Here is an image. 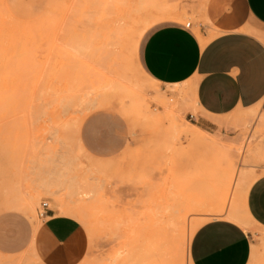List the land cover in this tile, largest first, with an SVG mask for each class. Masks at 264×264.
I'll list each match as a JSON object with an SVG mask.
<instances>
[{"label": "rangeland", "instance_id": "374dc122", "mask_svg": "<svg viewBox=\"0 0 264 264\" xmlns=\"http://www.w3.org/2000/svg\"><path fill=\"white\" fill-rule=\"evenodd\" d=\"M240 2L0 0V215L18 212L38 222L44 202L59 213L58 202L74 205L90 221L78 219L89 243L81 264H192L195 227L227 219L234 206L248 224V264H264V227L244 218L243 201L235 191L238 170L248 177L264 175V101L249 124L244 116L250 108L203 123L192 85L155 82L138 64L143 66L142 47L154 28L190 22L207 41L221 32L215 23ZM172 10L176 20L153 25L168 20ZM142 22L153 26L139 37ZM249 27L264 41V27ZM108 95L122 96L127 114L105 104ZM99 113L118 117L119 128L106 120L102 125L126 138L120 151L105 157L90 153L80 140L84 123ZM179 123L217 137L221 146L193 150ZM225 151L236 170L229 168ZM63 174L89 179L95 191L77 198L62 186H53L52 194L40 191V184L55 185ZM233 180L234 201L231 196L219 211L213 193L221 184L233 186ZM11 190L25 198L40 191L36 219L26 211H4ZM195 200L198 204L188 206ZM178 208L190 210L187 225L177 224L160 241V223Z\"/></svg>", "mask_w": 264, "mask_h": 264}, {"label": "crops", "instance_id": "0c3cea01", "mask_svg": "<svg viewBox=\"0 0 264 264\" xmlns=\"http://www.w3.org/2000/svg\"><path fill=\"white\" fill-rule=\"evenodd\" d=\"M240 5L215 23L221 32L205 45L199 34L182 24L167 23L154 28L142 47L143 66L137 61L144 74L155 82L192 85L203 123L264 101V41L249 27H264V0H241ZM166 21L174 20L153 25ZM203 37L207 38L206 33ZM105 120L120 127L118 117L99 113L87 119L81 131V143L100 157L117 153L126 141L124 132L106 130L102 125ZM261 188L264 175L249 186L245 207L254 224L264 227ZM209 224L217 227L206 233V239L197 241V235ZM88 247L81 222L55 208L49 207L43 217L39 215L38 222L18 212L0 215V264H81ZM251 252L249 233L224 218L202 224L191 242L192 264H248Z\"/></svg>", "mask_w": 264, "mask_h": 264}, {"label": "bare ground", "instance_id": "6f19581e", "mask_svg": "<svg viewBox=\"0 0 264 264\" xmlns=\"http://www.w3.org/2000/svg\"><path fill=\"white\" fill-rule=\"evenodd\" d=\"M4 7V6H3ZM5 9V8H4ZM3 13H4V10H3ZM178 16L175 14V12L172 10V14L170 16V18L168 20H175L177 19ZM151 25L148 24L147 22H142L141 23V26H140V32H139V37L141 35H143V32L145 30H147ZM199 37L202 41V37L201 35L199 34ZM210 40V39H209ZM209 40L207 41H202V44L205 45ZM140 68V67H139ZM140 72H142L144 74V72L141 70H139ZM121 82V81H120ZM119 82V83H120ZM122 83V82H121ZM120 83V84H121ZM125 84L123 83V86ZM122 86V87H123ZM118 87V86H116ZM126 87V86H125ZM121 88V87H120ZM116 91V90H115ZM114 91V94H119L118 91L117 93H115ZM113 95V94H112ZM110 96L108 95L107 98H105V104L109 105V107H112L114 109H117L118 111H120L122 114H127L128 110L125 108V105H124V100H123V97L121 98H118L116 97H113V96ZM185 102H187V99L184 100ZM195 101V100H194ZM183 102V101H182ZM183 106V105H182ZM259 107H260V104H257L255 106H252L250 107L249 111L246 113V115L244 116V121L245 123L249 124L256 116H258L259 114ZM99 108V107H98ZM134 110L136 109L135 107H133ZM147 114V113H146ZM86 115V114H85ZM240 118V117H239ZM177 120V119H176ZM257 120V119H256ZM78 121V120H77ZM82 121V120H81ZM261 123L260 124H263L264 125V118L262 119V121H260ZM77 123H75V127L77 126ZM182 123V122H181ZM180 124V123H179ZM253 124V123H252ZM73 125V124H72ZM175 125V123H174ZM178 125V123H177ZM185 125V123L183 124ZM245 125V124H244ZM181 128H183L182 124H180ZM190 125H188V128H183L184 129V133L188 136H190V141H191V146H192V149L193 150H198L200 148H205V149H208L210 147H216V146H221L219 145L220 141L218 142L217 140L209 137V134H206L204 135L203 132L201 133V131L198 129V128H189ZM248 126V125H246ZM75 127H72V128H75ZM173 127V126H172ZM193 127V126H192ZM174 128V127H173ZM172 128V129H173ZM177 128V127H176ZM175 129V128H174ZM180 129H178L177 132H180L179 131ZM78 131V129H77ZM174 131V130H173ZM175 132V131H174ZM75 134H77V132L75 131ZM184 134V135H185ZM177 136V134H176ZM186 136V139L187 137ZM175 137V136H173ZM80 138V136H79ZM78 139V138H77ZM79 140V139H78ZM174 140V139H173ZM172 140V141H173ZM79 142V141H78ZM180 143V142H179ZM182 145H180L181 147ZM229 146V145H228ZM178 148V146H176ZM227 147V146H226ZM221 148V147H220ZM81 149H82V146H81ZM229 149V148H228ZM234 149V148H233ZM224 151V150H222ZM230 151V150H229ZM240 151V150H239ZM226 152V151H225ZM224 152V153H225ZM228 152V150H227ZM225 153L224 154V159L227 161L228 165L230 166L229 168L232 170V169H235V166H234V163H233V160L231 159V156H230V152L229 153ZM212 153V152H211ZM235 153V152H234ZM215 154V153H214ZM233 154V152H232ZM88 156V155H87ZM93 164V163H92ZM91 164V165H92ZM234 167V168H233ZM94 169H97L95 168L94 166ZM236 170V169H235ZM98 171V170H97ZM99 172V171H98ZM237 178L238 179V184L239 185H236L235 187V191L237 190V192L239 193V195L241 196V200L243 201V211H244V218H246V220L249 222V223H252L254 224V220L252 221L250 216L248 215L247 211H246V208L247 206L245 207V204L246 201H245V196L246 195V192L249 188V186L253 183V181L256 179V177H248L249 173L246 172V171H237ZM227 177V175H226ZM85 178V177H84ZM81 177L79 178L78 176H72V177H68L66 176V174H63L60 176V178L58 179V182L56 183L55 182V185H53L52 183H50L49 181H45L43 182L42 184H40V191H46L48 193H51L52 192V187L55 186L57 188V186H62V188L64 187L65 189L68 190V192L70 193V195L72 196H83L84 194H88L89 192H94L95 190V186H93V184H91L88 180L84 179ZM223 178V177H222ZM47 179V178H46ZM235 179V180H236ZM235 180L234 181V184L233 186H230L228 188L224 187L220 182L221 186L213 193V197H214V200H217V209H219V211H222L226 205V203H228L231 199V196H232V202L234 201V198H235V191L233 192V188H234V185L236 184L235 183ZM240 182V183H239ZM4 183H7V182H4ZM11 185V183H10ZM14 185V184H13ZM216 185V184H215ZM10 188V187H9ZM3 189V188H2ZM5 189V188H4ZM10 190V189H9ZM12 191V192H11ZM8 192L7 196H9L5 201H3V209L4 211L6 209H10V210H21V211H26L27 213L30 214V216H32L33 218L36 219V209H35V205H36V201L38 200L37 197H39V195H41L40 191L38 190V196H30L27 198L25 197H22V196H19L17 194H15V192L13 190H11ZM44 192V193H46ZM6 193V192H3V194ZM37 194V193H35ZM52 194V193H51ZM5 195V194H4ZM24 195V194H22ZM6 196V195H5ZM26 196V195H25ZM78 197V199H79ZM1 198V196H0ZM247 198V197H246ZM2 202V200H1ZM53 202V200H52ZM58 202V201H57ZM60 203V210H61V213L63 215H69V216H72V217H75L76 219H79L80 221H83L85 223H87L88 225L90 224V221H87V219L85 218V216L81 213L83 210L80 209V207H78L80 210L77 209V207H75L74 205H69V204H64L62 202H58V204ZM74 203V202H73ZM72 204V203H71ZM75 204V203H74ZM196 204H198V202L195 201H190L188 202V206H195ZM217 209H215L217 211ZM183 208H178V209H175V214L173 212L170 213V215H167V218L163 219L162 222L160 223V228L159 230H157V235L159 240L161 241L163 239L164 236H166L167 234L169 235L172 231L175 230L177 224H181V225H184L185 222H186V217L188 215V211H190L189 209H185L183 210ZM88 217V216H87ZM227 219L229 220H232L233 222L235 221L236 223L240 224L241 226H243L246 230H247V227H248V224L245 222V220L242 218V216L239 214V212L236 211V208L234 206H232L231 210L228 212V214L226 215ZM31 218V217H30ZM203 223H200L198 224L196 227H195V230H194V233L195 231L202 225ZM187 225V223L185 224ZM185 229V228H184ZM186 257V256H185Z\"/></svg>", "mask_w": 264, "mask_h": 264}, {"label": "snow or ice", "instance_id": "6c2138e0", "mask_svg": "<svg viewBox=\"0 0 264 264\" xmlns=\"http://www.w3.org/2000/svg\"><path fill=\"white\" fill-rule=\"evenodd\" d=\"M261 194H262V196H264V188H261ZM216 227H217V225L209 224L203 230L200 231V233L196 237V240L200 241L202 237H204L206 239L207 238L206 237V233H208L210 230H212V229H214ZM185 244H187V239L185 240ZM186 264H190V262H188L186 260Z\"/></svg>", "mask_w": 264, "mask_h": 264}, {"label": "built area", "instance_id": "2783aa9c", "mask_svg": "<svg viewBox=\"0 0 264 264\" xmlns=\"http://www.w3.org/2000/svg\"><path fill=\"white\" fill-rule=\"evenodd\" d=\"M185 27L190 28L191 27V23L190 22L187 23ZM48 208H49V204L47 202L42 203V211L39 213V215L41 217H43L45 215V213H46V210Z\"/></svg>", "mask_w": 264, "mask_h": 264}]
</instances>
